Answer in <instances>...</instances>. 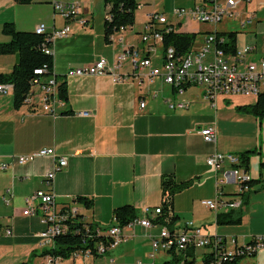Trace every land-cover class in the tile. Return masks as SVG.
Segmentation results:
<instances>
[{
    "label": "crops",
    "instance_id": "1",
    "mask_svg": "<svg viewBox=\"0 0 264 264\" xmlns=\"http://www.w3.org/2000/svg\"><path fill=\"white\" fill-rule=\"evenodd\" d=\"M65 1L79 4L76 18L68 20L55 14L54 0L29 3L0 0V41L10 39L2 31L6 22H13L20 31L35 32L40 24L47 26L49 34L65 26L71 30L54 43V71L68 89V99H64L59 116L26 105L15 108L13 93L0 95V264H47V258L40 256L43 249L37 236L45 226L39 216H24L23 209L27 197L39 189H48L45 176L57 166L60 157L67 159V165L55 171L56 204L61 209L77 208L86 224L110 225L116 208L127 204L140 214L147 208L158 207L164 197L163 176L173 175L177 183L193 180L173 197V208L179 217L174 224L176 231H181L187 222H194L206 235L226 238L230 250L264 234V119L237 109L254 104L258 97L218 96L213 105L198 86H189L181 97L161 77L152 79L147 70H134L130 60L116 70L127 76L126 82L115 83L110 76H67L69 70L89 66L100 57L114 63L125 48H143L141 35L148 16L155 13L168 15L176 23L175 31L196 34L192 47L195 51L202 48L209 33L217 31L228 36L236 32L237 49L253 43L256 50L248 59H263L264 0L248 4L256 19L245 28L234 20L208 24L191 15L184 18L172 15L175 8L192 9L209 0H139L134 25L112 34L110 42L105 38V21L111 4L105 0ZM163 52L162 43L153 46L150 57L156 66L161 65ZM9 57L10 66L3 67L0 63V73L13 71L18 55H0V59ZM180 99L189 102L188 108L172 109L169 103ZM79 110H89L93 116L78 117ZM206 126L216 130L215 144L206 142L201 135L200 129ZM43 149H53L56 156L37 157L25 165L16 161L18 156ZM249 150H252L249 167L241 165V169L251 175V190L242 193L237 184H226L223 188L227 199L240 197L241 206L219 211L206 207L203 201L216 197L222 174L221 169L217 172L207 164V158L215 153L240 155ZM223 168H230V164ZM80 197L87 198L92 205L87 207L79 202ZM230 211L241 215V222L218 223V215ZM8 229H12V235H7ZM159 231V225L152 229L136 226L133 231L125 228L129 240L105 255L67 258L59 264H108L112 259L116 264H162L171 260L173 254L153 249L149 235ZM208 250L195 252V264H203ZM35 252L38 255L33 257ZM178 256L181 257L178 264L188 258ZM237 264H264V250L244 257Z\"/></svg>",
    "mask_w": 264,
    "mask_h": 264
},
{
    "label": "built area",
    "instance_id": "2",
    "mask_svg": "<svg viewBox=\"0 0 264 264\" xmlns=\"http://www.w3.org/2000/svg\"><path fill=\"white\" fill-rule=\"evenodd\" d=\"M252 0H213L203 4H197L192 9L175 8L172 11L173 16L184 18L191 15L200 23L218 24L224 20L238 21L243 28L251 25L256 16L248 10V4ZM55 14H59L70 20L79 15V4L75 1L54 0ZM140 6V5H139ZM107 18L111 19L112 14L109 10ZM83 23V20L81 21ZM127 27H121L117 32H123ZM177 29L176 23L169 20L165 13L150 14L147 18L146 30L141 35L143 48H125L116 57L114 63H110L106 58L100 57L93 64L71 69L68 71V77L83 76H110L115 83L126 82L127 76L116 70L130 60L134 70L143 72L148 71L150 78L161 77L166 84L174 88L179 96H183L189 86H198L204 89V98L213 105L218 96H256L264 92V58L260 60H249L248 56L256 50L253 43L234 52L226 51L223 46L230 42V38L225 34L215 31L206 35L202 48L198 51L193 49L185 55L177 56L173 46L167 48L162 54V63L156 66L150 54L153 46H158L163 41L162 32H171ZM70 26L63 29H56L51 34L47 32V26L40 24L35 32L39 35H45L52 45L44 44L43 51L54 57L56 39L69 35ZM122 40V38H121ZM36 76L31 81V87L23 101V105L30 109H39L44 113L57 117L61 114V108L64 106V99L60 94L61 80L55 74L54 67L44 66L35 69ZM14 94V86L11 83H0V95ZM172 109H186L189 102L180 99L170 102ZM146 102H141L144 108ZM1 112V106H0ZM78 117L89 118L93 113L89 110H79L76 112ZM204 140L208 143L217 142V132L214 128L206 126L200 129ZM56 156L53 149H43L30 155H22L16 158L19 165H25L33 162L37 157ZM241 155L232 153H215L207 158V164L217 172L221 169L222 174L218 181L217 195L212 200H204L203 204L211 210L219 211L222 209H237L242 204L240 197L227 199L223 195V188L226 184H237L242 193L251 190V175L247 170L241 169ZM228 163L230 168L223 166ZM67 165V159L60 157L57 166L49 171L45 176L48 189H39L26 198L24 216H39L45 229L37 234L40 238V246L49 249L54 246L55 237L69 231V220L82 223V227L90 230V225L80 220L77 208H59L56 204V195L53 191V181L55 171L64 168ZM3 166L2 168H6ZM6 202H8L5 199ZM169 202V196L163 197L162 203L155 208H147L143 213L126 226L121 227L116 217L110 225H96L95 232L98 236L109 239L110 244L99 241L95 245L98 256L105 253L122 242L129 240V235L124 233V229L134 230L136 226L145 229H152L160 226L158 234L151 233L149 238L154 250L163 249L173 255H186L190 249L195 252L198 249L209 248L207 253L213 256L206 262L207 256H203V264H225L228 260L243 259L253 256L258 251L264 250V234L254 236L251 242L242 246L234 245L233 249L228 248L227 239L221 236H209L203 231V228L194 222H187L181 231H176L173 226L163 221L157 224L155 221L163 214V210ZM175 214L174 209L170 210V216ZM7 235H12V229L7 230ZM232 243L237 244L236 240ZM95 255L91 249L77 250L69 258H87ZM47 264H59L63 258L59 256H46ZM108 264H116L112 259ZM138 264H142L138 262ZM181 264H184L181 263Z\"/></svg>",
    "mask_w": 264,
    "mask_h": 264
},
{
    "label": "trees",
    "instance_id": "3",
    "mask_svg": "<svg viewBox=\"0 0 264 264\" xmlns=\"http://www.w3.org/2000/svg\"><path fill=\"white\" fill-rule=\"evenodd\" d=\"M24 3H29L31 0H19ZM213 1V0H209ZM107 4H111L110 12L112 18H107L105 21V38L107 42H110V36L119 31L121 27L132 26L135 23V14L140 3L139 0H105ZM3 33L10 37L9 41H0V55H18V62L14 69L10 73H0V83H11L14 86V106L20 108L23 105V101L31 87V81L36 76L35 69L48 66L52 69L53 57L46 54L43 51L44 44L51 46L52 44L46 40L45 35H39L32 31H20L17 29L13 22H6L3 25ZM164 41V51L167 48L173 46L177 56L185 55L190 52L193 44L197 38L194 33H183L177 31H171L166 33L162 32ZM230 43L225 46L226 51L234 52L236 47V32L228 34ZM61 97L65 100L68 99V89L66 82H62L60 85ZM238 110L243 113L253 115L259 119H264V92L260 93L257 101L254 104H248L238 106ZM252 150L240 153L242 162L241 165L248 169L251 159ZM193 183V180L177 183L173 175L163 176L162 188L163 196H169V202L166 204L163 214L155 221L157 224H161L163 221L167 222L171 228H173L179 217L174 214L170 216V210L173 208V197L175 194L186 189ZM79 202H83L87 207L92 205V202L87 198H78ZM140 212L132 205H123L115 210V217L118 224L121 227L126 226L129 222L140 216ZM81 220V216H77ZM241 222V215H235L234 211L227 213H221L218 215V223L220 224H238ZM69 231L62 233L55 237L54 246L49 249H44L40 253L41 257L59 256L63 259H67L70 255L77 250L91 249L95 255V245L99 241H103L110 244L109 239L98 236L95 232L96 225L89 224L90 230L86 231L82 227V223L77 219L74 221L69 220ZM38 254L35 252L33 257ZM182 254L181 256H183ZM188 256L185 259L184 264H195L196 255L195 250L190 249L186 252ZM206 262L213 256L212 253L206 254ZM186 258V257H185ZM190 258V259H189ZM239 259L228 260L225 264H237ZM181 261V257L173 255L172 259L162 264H178ZM25 264H29L28 262Z\"/></svg>",
    "mask_w": 264,
    "mask_h": 264
},
{
    "label": "rangeland",
    "instance_id": "4",
    "mask_svg": "<svg viewBox=\"0 0 264 264\" xmlns=\"http://www.w3.org/2000/svg\"><path fill=\"white\" fill-rule=\"evenodd\" d=\"M188 8V7H187ZM140 10V9H139ZM11 57H9V59H0V63L3 67H9L10 66V61H11ZM233 187V186H232ZM202 249H198V253H201ZM198 262L201 263V259H198Z\"/></svg>",
    "mask_w": 264,
    "mask_h": 264
}]
</instances>
